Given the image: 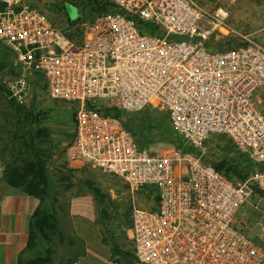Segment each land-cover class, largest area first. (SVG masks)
Wrapping results in <instances>:
<instances>
[{
    "label": "built area",
    "instance_id": "2783aa9c",
    "mask_svg": "<svg viewBox=\"0 0 264 264\" xmlns=\"http://www.w3.org/2000/svg\"><path fill=\"white\" fill-rule=\"evenodd\" d=\"M108 2L71 38L27 0H0V42L20 68L10 96L24 102L41 76L53 98L75 106L69 165L117 176L131 193L155 191V207L131 213L135 264H264V249L236 220L253 185L264 198V45L211 48V36L231 28L195 0ZM107 105L160 108L198 149L226 136L255 168L235 181L202 152H154ZM3 169L0 160V179Z\"/></svg>",
    "mask_w": 264,
    "mask_h": 264
},
{
    "label": "rangeland",
    "instance_id": "374dc122",
    "mask_svg": "<svg viewBox=\"0 0 264 264\" xmlns=\"http://www.w3.org/2000/svg\"><path fill=\"white\" fill-rule=\"evenodd\" d=\"M91 1L61 0L55 6H72L75 11L68 13L71 19L76 18V10L96 12L101 7L111 8L108 0ZM195 1L206 11L224 16L231 28L228 35H212L208 42L211 48H235L250 41L264 45V0ZM28 2L47 11L69 33L73 34L77 29L68 25L65 11L56 14L50 11L53 0ZM90 3H93L91 8ZM226 36L232 38V41L220 43ZM1 44L3 43L0 42V48ZM0 58L3 60L0 65V160L4 163V158H13L12 155L16 152L27 150L25 144L29 141V135L24 116L31 110V116L38 119L39 123L36 125L45 128L36 147L42 150L52 182V191L47 200L53 206L51 213L57 218V225L62 233V236H56L53 235L52 228H46L47 234L52 237L51 241L37 235L34 245L22 253L21 264H31L39 258L49 259L44 264H135L132 255H128L133 253L127 235L131 213L134 207H155V191L151 187H145L131 193L126 183L117 176L88 166L71 167L65 152L73 137L75 106L53 98L45 81L40 78L37 81L29 80L25 101L18 102L10 96L9 86L17 78L20 68L7 51H0ZM134 114H149L155 116V119L165 116L162 126L156 124L160 128L149 129L150 133L145 137L150 150L161 152L171 148L181 149L176 144L184 139L174 131L164 110L147 107ZM13 130H17L22 139L15 140ZM227 143L232 141L226 136H211L201 149L192 146V152H202L206 161L216 163L226 154L221 147ZM7 147L8 151L5 150ZM250 171L251 168L245 172L246 175ZM231 176L235 181L240 180L236 175ZM236 220L264 249V198L255 185Z\"/></svg>",
    "mask_w": 264,
    "mask_h": 264
},
{
    "label": "trees",
    "instance_id": "16d2710c",
    "mask_svg": "<svg viewBox=\"0 0 264 264\" xmlns=\"http://www.w3.org/2000/svg\"><path fill=\"white\" fill-rule=\"evenodd\" d=\"M57 3H61V0H53V2L50 3V11L55 14L63 13L65 11L67 14L68 25L71 27H77L73 34L67 31L71 38H75V36H77V34L80 32V26L82 22L90 20L95 15L109 10V8L107 9L101 6V8L96 10V12L91 10H76V18L71 19L68 16L69 12L64 6L65 4H62L61 6H55ZM94 3L97 4L98 1H94ZM92 4L93 3H90V8ZM230 41H232V38L226 36L222 38L220 43H227ZM208 44L210 45V43ZM1 45L0 51H7L8 54H10L13 58V54L6 48V46L3 44ZM2 63L3 60L0 58V65ZM19 72L20 71H18L17 74H19ZM39 78L42 79L41 76H36L34 80L37 81ZM104 111L121 119L125 127L134 135L138 143L142 146H147L148 144L145 141V137L150 133L149 129L156 128V124H158V126H162V124L165 122V116L158 117L157 119H155V116H150L149 114L137 116L134 113L121 110L116 105H107L104 108ZM24 118H26L28 124L27 134L29 135V141L25 144V148L27 150L16 152L12 155L13 158H11V156L4 158V163H2L4 172L2 173V176H4V178H6L9 184L13 187L20 189L23 192L38 198L39 200V205L30 218L28 226V239L24 249L26 250V248L32 247L34 245L37 235L45 237L48 239V241H51L52 237L47 234L46 228H52L51 231L53 235L56 236H62V233L58 228L57 218L51 213L54 210L53 206L49 204L47 200V197L52 191V182L46 168L45 160L42 157V150L39 147H36V145L39 144L37 143L39 138L45 133V128L36 125L39 122L38 119L35 120V118L31 116V110L25 114ZM12 134L14 135L15 140L18 138L22 139V137L17 133V130H13ZM176 145L184 152L192 151L193 149V147L188 142L184 140L182 141V139L181 141L177 142ZM221 148L226 153L221 160L216 163H211L203 158L204 161L211 163L216 169L224 172L230 178H233L231 175H236L240 180L247 178L255 168L254 162H252L245 153L237 150L233 143H227ZM5 150L8 151L9 147H7ZM250 168L251 171L246 175L245 172L249 171ZM128 255H132V258L134 259L133 253H129ZM48 260V258H39L32 261L31 264H44L45 262H48Z\"/></svg>",
    "mask_w": 264,
    "mask_h": 264
},
{
    "label": "crops",
    "instance_id": "0c3cea01",
    "mask_svg": "<svg viewBox=\"0 0 264 264\" xmlns=\"http://www.w3.org/2000/svg\"><path fill=\"white\" fill-rule=\"evenodd\" d=\"M38 198L0 179V264H20L28 239L30 218Z\"/></svg>",
    "mask_w": 264,
    "mask_h": 264
},
{
    "label": "water",
    "instance_id": "95a60500",
    "mask_svg": "<svg viewBox=\"0 0 264 264\" xmlns=\"http://www.w3.org/2000/svg\"><path fill=\"white\" fill-rule=\"evenodd\" d=\"M67 9L69 13H72L73 11H75V9L70 5L67 6Z\"/></svg>",
    "mask_w": 264,
    "mask_h": 264
}]
</instances>
